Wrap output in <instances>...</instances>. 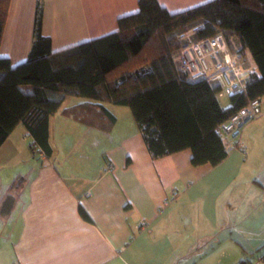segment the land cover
Instances as JSON below:
<instances>
[{
	"label": "crops",
	"instance_id": "0c3cea01",
	"mask_svg": "<svg viewBox=\"0 0 264 264\" xmlns=\"http://www.w3.org/2000/svg\"><path fill=\"white\" fill-rule=\"evenodd\" d=\"M39 1L52 53L114 33L138 11V0ZM156 1L176 14L211 0ZM37 2H9L0 58L12 68L27 59ZM83 102L67 97L61 108ZM103 106L116 119L110 133L55 113L49 156L22 125L1 146L0 203L22 183L0 214V264H264V116L242 129L222 163L194 167L189 150L151 159L129 109Z\"/></svg>",
	"mask_w": 264,
	"mask_h": 264
},
{
	"label": "trees",
	"instance_id": "16d2710c",
	"mask_svg": "<svg viewBox=\"0 0 264 264\" xmlns=\"http://www.w3.org/2000/svg\"><path fill=\"white\" fill-rule=\"evenodd\" d=\"M9 2L0 0V43ZM117 25L114 33L52 53L50 40L41 35L38 0L26 61L12 68L0 58V148L22 125L49 156L48 119L55 113L110 133L116 119L103 106L108 103L129 109L151 159L189 150L194 167L222 163L228 152L220 127L248 100L264 96V0H211L176 14L156 0H138V11ZM194 28H200L195 40L222 35L232 51H246L255 65L246 93L228 97L227 108L220 105L217 83L191 80L181 68L177 36ZM67 97L88 102L62 109ZM21 181L9 186L1 215L12 209Z\"/></svg>",
	"mask_w": 264,
	"mask_h": 264
},
{
	"label": "built area",
	"instance_id": "2783aa9c",
	"mask_svg": "<svg viewBox=\"0 0 264 264\" xmlns=\"http://www.w3.org/2000/svg\"><path fill=\"white\" fill-rule=\"evenodd\" d=\"M200 28H194L177 36L182 46L178 52L181 68L191 80L205 79L217 83L221 90L218 98L245 94L249 74L242 67L243 53L232 51L222 35L195 40ZM261 116L260 99H250L219 129L227 149H234V141L242 129Z\"/></svg>",
	"mask_w": 264,
	"mask_h": 264
},
{
	"label": "rangeland",
	"instance_id": "374dc122",
	"mask_svg": "<svg viewBox=\"0 0 264 264\" xmlns=\"http://www.w3.org/2000/svg\"><path fill=\"white\" fill-rule=\"evenodd\" d=\"M242 67H243V69L245 70V71H249V72H254L255 70V66H254V63H253V61L251 60V58H250V56H249V54H243V62H242ZM226 99V98H225ZM225 99H223L222 100V102L224 101L225 103H226V100ZM264 116V98H263V101H262V107H261V116L258 118V120L261 118V117H263ZM254 123H256V121L255 122H251V123H249V124H247L246 126L248 127H250V126H253V124ZM245 126V127H246ZM19 128H21L20 126L16 129V131H15V133L13 134V137L14 136H16V135H18L19 134ZM32 143V141L30 140V139H28L27 140V142H26V147H28L29 146V144H31ZM27 150H28V148H27ZM27 166H25V165H23V166H21V168L20 169H16V170H14L15 171V173L16 174H18V173H20V172H23L25 169H27L26 168ZM20 179H22V178H20ZM19 179V180H20ZM247 242H242L241 243V245H242V247L244 248L245 246H247L248 244H246ZM244 245V246H243ZM248 260V262H249V264H257V261L256 260H254L253 258H249V259H247ZM227 262H229V260H225V264H228Z\"/></svg>",
	"mask_w": 264,
	"mask_h": 264
},
{
	"label": "bare ground",
	"instance_id": "6f19581e",
	"mask_svg": "<svg viewBox=\"0 0 264 264\" xmlns=\"http://www.w3.org/2000/svg\"><path fill=\"white\" fill-rule=\"evenodd\" d=\"M261 100V99H260Z\"/></svg>",
	"mask_w": 264,
	"mask_h": 264
}]
</instances>
